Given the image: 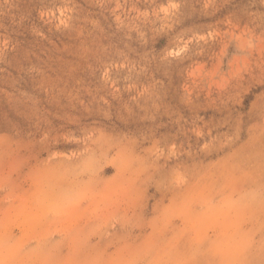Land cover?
<instances>
[{
    "label": "rangeland",
    "instance_id": "374dc122",
    "mask_svg": "<svg viewBox=\"0 0 264 264\" xmlns=\"http://www.w3.org/2000/svg\"><path fill=\"white\" fill-rule=\"evenodd\" d=\"M0 264H264V0H0Z\"/></svg>",
    "mask_w": 264,
    "mask_h": 264
}]
</instances>
